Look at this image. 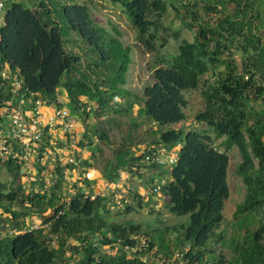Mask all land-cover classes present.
I'll list each match as a JSON object with an SVG mask.
<instances>
[{
    "label": "trees",
    "instance_id": "obj_1",
    "mask_svg": "<svg viewBox=\"0 0 264 264\" xmlns=\"http://www.w3.org/2000/svg\"><path fill=\"white\" fill-rule=\"evenodd\" d=\"M111 1L119 2L135 27L137 38L147 48L153 47L152 40L157 36L167 4L180 25L196 27L191 40H180L178 51L170 60L161 58L164 63L153 67V82L144 85L139 107L160 126L177 123L185 118L183 91L197 89L203 107L194 119L214 132L212 135L191 128H166L158 132L155 143L143 147L146 151L151 145L163 144L168 149L170 145L178 146L176 160L163 172L165 176L161 175L157 182L149 178L150 194L157 193L154 188L158 183V191L171 214L188 215L187 223L172 227L178 234L177 243L188 244L187 248L176 250L182 251V259L188 264H202L206 255L212 257L213 264H264V0ZM71 32L84 43L82 51L68 47L76 45ZM130 62L131 47L96 23L89 6L83 2H6L0 25V69L5 63L17 68L23 80L22 89L33 92L35 97L62 106L59 102L62 88L74 113L89 104L98 118L103 117L109 110L118 111L116 98L127 100L123 110L129 111L134 101L124 85ZM6 97L7 94L0 93V100ZM83 112L89 115V111ZM85 135L84 127L77 142L79 162ZM97 136L103 139L106 133L101 131ZM48 137L45 130L43 146ZM219 138L222 139L217 144ZM88 141L92 143L90 138ZM140 148L136 153L115 149V160L106 163L101 173L103 179L112 181L118 169L142 177L144 168L157 170L163 165L140 162L145 154L139 152ZM232 148L237 149L240 157L235 171L244 186L234 217L245 230L240 238L231 240L232 256L225 260L221 253L215 256L208 245L223 237L217 230L224 220V203L230 195L227 170L228 151ZM81 163L85 167L91 165L89 159ZM4 164L11 180L7 183L0 179L1 211L9 214L11 225L16 228L22 227L25 218L32 215L48 226L0 236V264H147L136 256H126L120 249L109 253L101 248L117 240L133 241V236L145 238L148 249H155L156 254L160 250L171 254L164 241L167 229L146 225L142 231L140 222L114 220L107 196L90 198L93 190L89 185L96 179H90L85 169V175L77 178L76 187L71 185L73 192L67 193L66 202L61 191L67 182L57 161L56 181L45 190L41 189L43 176L39 175L44 165L36 162L39 179L35 180L37 185L32 183L27 189L21 180L22 163ZM69 167L75 170L76 165ZM79 183L90 189L85 192L86 187ZM126 189L131 196L128 199L139 197L137 205L141 206L142 194L127 186ZM133 208L129 203L124 207L126 212ZM44 215L48 216L42 218ZM53 234L58 237L57 246L49 244Z\"/></svg>",
    "mask_w": 264,
    "mask_h": 264
},
{
    "label": "rangeland",
    "instance_id": "obj_2",
    "mask_svg": "<svg viewBox=\"0 0 264 264\" xmlns=\"http://www.w3.org/2000/svg\"><path fill=\"white\" fill-rule=\"evenodd\" d=\"M74 1L87 4L96 23L105 27L111 33L118 36V38L124 44H127L131 47V62L126 74V83L124 87L130 92L131 99L134 101L132 109L130 108L129 111H126L123 110V107H127L128 101L116 98L117 102L114 104H116L115 106H117L118 111L114 112L113 110H109L108 113L104 114V116L100 118L94 114L92 106L89 115L87 116V120L85 121L82 119L81 114L78 115L77 113H74L70 110V104L65 97L63 89L59 88V98L61 101H63V105H65V107L71 111V115L75 117V121H79V123L82 124V127H85L86 129V138L84 137V144L83 147H81L82 150L78 153V158L81 160V162L83 159H89L91 162L90 168L95 169V173L101 174L106 163L108 161L115 160V149L117 152H119L121 149H127L131 153H136V150L138 151L140 147H145L148 144L155 143V138L158 137V132L162 129L182 128L183 130H186L191 128L198 131H206L212 135L214 134L211 127H208L203 123L196 122L194 119L195 113L203 107V102L200 97L199 90L197 89H188L183 91L184 97L186 99V106L184 108L185 118L177 123L160 126L159 124L152 121L144 112L140 111L139 108L142 106L144 85L153 82V78L151 76L153 67L155 65L164 63L159 60L161 58L170 60L171 56L178 51V43L180 40L183 38L191 40L194 32L196 31V27L189 29L180 25L179 18L175 16L173 9L169 4H167V11L162 14L160 19V28L156 31L157 36L152 40L153 47L147 48L145 44L137 38L136 29L128 20L119 2H112L111 0ZM70 37L76 39V45L68 44V47H71L74 51H82L84 48V43L77 37V35L72 32L70 33ZM161 42H163V44H160ZM235 58L239 60V56L237 54L235 55ZM251 103L256 108L259 107L254 101H251ZM101 131L106 133V137L103 139H99L97 136V134ZM77 134L78 136L80 135L78 132ZM88 138L91 139V144H89ZM221 139L222 138L217 139L216 143L220 144ZM170 147L173 148L174 146L170 145ZM177 147L178 146H176V150ZM221 148L223 147L221 146ZM174 154H176L175 151ZM228 154L230 161L227 170V180L230 188V195L224 203V220L217 230L218 232L223 233V237L216 238L208 245V248L212 250V253L215 256H218L219 253H221L225 257V260H228L232 256L230 247L231 240L234 241L240 238L245 230L240 226L239 221H235L234 217L235 207L242 200L244 193L243 183L235 171L240 157L236 148L230 149ZM47 161V164L51 163L50 168L54 166L53 163L55 162L52 161L51 158ZM81 162H79L80 166L84 165ZM47 167L48 166L45 167V170L41 171L39 174L40 176L46 175L47 177V174H44L47 170ZM170 167L171 163L168 162L163 163V165L160 166L156 171L152 168L145 169L143 167L144 173L142 172V177H140L142 180L139 181V183L132 182L134 179L132 177L128 180V189L130 187V189L134 188L137 190L139 186L144 188V190L141 192L137 190L142 194V197L140 196L143 203L141 206L137 205V199L139 197L133 198V200L128 199L129 201L125 203V206L129 203L134 208L127 212L124 208H118L116 206H112L111 204L109 205V210L112 219L114 220L121 221L126 219L134 222H140L142 224V231L146 229V225L159 230L167 229L164 234V241L168 245V249L171 251V254L168 256L167 253H162L164 251L161 252L160 250L159 254L155 253L154 256H151L147 259V264H163V259H165L164 264H166V259H169L177 248L188 247L187 243H177L176 236H178V234L172 228L176 223H187L188 215L171 214L167 210L164 204V197L159 193V191H157L155 194H150L152 182L149 180V178H152L155 182H157L158 178L162 174H165L163 172L168 171ZM37 168L38 166L36 165V162H34L33 165L30 164L27 168H25V170H22L23 172L21 175V180L27 189L30 188L32 183L37 185L35 184V180L39 179V176L37 175ZM86 172L88 175L90 174L88 171ZM132 175L135 174L131 173V176ZM75 177V174H70L68 181H66L67 183L63 184V189L61 191L63 196L62 198L67 197V193H69L68 189L71 187L70 182H72L71 180H73ZM136 177L137 175H135V178ZM0 179L7 183L11 180L7 166L2 162H0ZM76 180L77 178H75V181L72 182V185H75V187L77 183ZM153 184L155 185V183ZM81 185H84L86 189H90L91 187L92 190L94 189V191H100V182L97 180L92 184L90 183V187H87V185L84 183ZM142 187H140L139 190ZM128 193H125V197L130 198L131 196L130 194L128 196ZM107 197L109 199L110 195ZM13 208L18 209L16 205H14ZM48 211L49 209H47L45 213H48ZM2 213L3 215L6 214L4 212ZM29 217L27 216L26 218L28 219ZM34 217H36V215L31 216V218ZM12 227L13 226L11 225L9 214H6L5 217H0V236L7 234L8 230ZM179 231L182 233L181 228H179ZM155 246H157L158 249L157 240H155ZM101 247L103 250H105L103 248L104 246ZM71 251V249L67 250L66 255H68ZM74 255L75 257L78 256L77 253ZM206 257L207 258L203 263L213 264L214 261L212 260V257L210 255H206ZM169 264H182V261L176 259Z\"/></svg>",
    "mask_w": 264,
    "mask_h": 264
},
{
    "label": "built area",
    "instance_id": "obj_3",
    "mask_svg": "<svg viewBox=\"0 0 264 264\" xmlns=\"http://www.w3.org/2000/svg\"><path fill=\"white\" fill-rule=\"evenodd\" d=\"M6 2L7 0H0V25L3 23ZM262 86L264 87V81ZM22 87L23 80L19 70L11 68L7 63L3 64L0 69V93L7 94V97L0 100V162H21L22 170H25L33 161L45 167L48 166L46 172H43L47 174V177L46 175L43 176L42 190L48 189L57 178L55 168H53L55 163L51 168V163L47 164V160L50 158L63 167L66 181H68L70 174H75V178L84 176L85 172L83 170L86 167L84 165L80 166L79 161L76 159L79 136L75 130V117L71 115V111L65 105L57 106L54 102L35 97L33 92H27ZM59 102L63 103L60 98ZM43 107L49 108L45 118L42 111ZM90 109L91 105L89 104L80 106L77 114H81L82 119L86 121L87 116L83 111L90 112ZM45 130L48 131L49 137L48 143L43 146ZM174 151L176 153V146L168 149L163 144L151 145L146 151L141 147L139 152H145V154L140 162L173 163L176 160ZM70 164L76 165L75 170L69 167ZM45 167L43 170L46 169ZM131 169L134 170L135 167L132 166ZM130 174V171L118 169L117 176L112 181L102 178L99 181L100 191L97 192L93 189L90 198H94L96 195H110L109 204L124 208L125 203L129 201L125 197V193H128L125 181ZM75 178L71 181L73 182ZM72 182H70V186ZM33 189H36V187H33ZM158 189L159 184L157 183L154 190L158 191ZM84 191L87 192V189L85 188ZM68 192H73L71 187H69ZM66 198H63V200L66 201ZM5 215L0 209V217H5ZM41 226L47 227L48 223H42L37 216L34 218L30 216L25 219L22 227H12L8 230V233L32 231ZM50 237L49 244L57 246V235L53 234ZM132 238L134 240L130 242L117 240L113 244L101 246H104L103 248L109 253H114L117 249H120L126 256H136L144 262L149 257L154 256V249H148V241L145 238L141 236H133ZM182 254L181 250H176L169 259H166V264L176 259L182 261V264H188L184 263Z\"/></svg>",
    "mask_w": 264,
    "mask_h": 264
},
{
    "label": "crops",
    "instance_id": "obj_4",
    "mask_svg": "<svg viewBox=\"0 0 264 264\" xmlns=\"http://www.w3.org/2000/svg\"><path fill=\"white\" fill-rule=\"evenodd\" d=\"M42 111H43V114H44V118H45V116L47 115V113L49 112V108L48 107H43L42 108ZM74 125H75V130L80 134L79 136H80V138H81V136H82V133H83V131H84V128L82 127V124L81 123H79V121H75V123H74ZM85 170L86 171H88L90 174L88 175L87 174V172H86V175L89 177V178H93V179H96L98 182L103 178L102 177V175L101 174H99V173H95L96 172V170L95 169H93V168H90V166L87 168H85ZM155 171H156V169H155ZM144 173V172H143ZM134 178L133 180H132V182H134V183H139V181H141L142 179L140 178V177H138V175H137V179L135 178V175H132L131 176V174L127 177V180L125 181V185L128 187L129 185H128V183H129V179L130 178ZM96 182V181H95ZM132 186H135V185H132ZM140 187H142V186H139V188ZM139 188H137V190L139 191V192H141V191H143L144 190V188L142 187L140 190H139ZM134 189V188H133Z\"/></svg>",
    "mask_w": 264,
    "mask_h": 264
},
{
    "label": "water",
    "instance_id": "obj_5",
    "mask_svg": "<svg viewBox=\"0 0 264 264\" xmlns=\"http://www.w3.org/2000/svg\"><path fill=\"white\" fill-rule=\"evenodd\" d=\"M46 216H48V215H44V216H42V218H45Z\"/></svg>",
    "mask_w": 264,
    "mask_h": 264
},
{
    "label": "clouds",
    "instance_id": "obj_6",
    "mask_svg": "<svg viewBox=\"0 0 264 264\" xmlns=\"http://www.w3.org/2000/svg\"><path fill=\"white\" fill-rule=\"evenodd\" d=\"M174 146H177V145H174Z\"/></svg>",
    "mask_w": 264,
    "mask_h": 264
}]
</instances>
